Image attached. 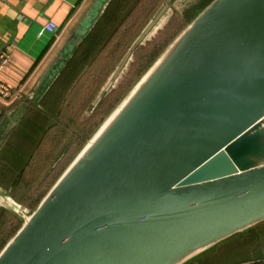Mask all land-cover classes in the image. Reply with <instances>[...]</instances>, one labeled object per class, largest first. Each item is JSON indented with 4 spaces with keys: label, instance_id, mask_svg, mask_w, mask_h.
<instances>
[{
    "label": "water",
    "instance_id": "1",
    "mask_svg": "<svg viewBox=\"0 0 264 264\" xmlns=\"http://www.w3.org/2000/svg\"><path fill=\"white\" fill-rule=\"evenodd\" d=\"M110 1H94L41 87ZM24 219L0 264H183L264 221V0L208 3Z\"/></svg>",
    "mask_w": 264,
    "mask_h": 264
},
{
    "label": "crops",
    "instance_id": "2",
    "mask_svg": "<svg viewBox=\"0 0 264 264\" xmlns=\"http://www.w3.org/2000/svg\"><path fill=\"white\" fill-rule=\"evenodd\" d=\"M94 1L0 0V53L8 55L0 70V80L24 92V97L11 105L6 106L0 100V123L4 119L0 124V201L16 209V212H21V209L11 205L9 197L1 193L7 189L2 184L13 179V172L15 175L22 174L28 166L44 132L53 124L64 100L83 74L85 62L78 49L84 44V39L76 45L53 80L41 87V81L48 75L59 50ZM112 2L107 4L90 34L109 30V25L121 9V0L110 5ZM182 2H171L168 17L174 12H181L179 4ZM47 21L56 24L55 33L44 31L39 34ZM98 44H94L92 51L102 45ZM14 167H18L17 171Z\"/></svg>",
    "mask_w": 264,
    "mask_h": 264
},
{
    "label": "rangeland",
    "instance_id": "3",
    "mask_svg": "<svg viewBox=\"0 0 264 264\" xmlns=\"http://www.w3.org/2000/svg\"><path fill=\"white\" fill-rule=\"evenodd\" d=\"M136 1L138 0H121L120 12L114 22L109 25V30H98V32L90 34L87 41L78 49V54L82 56L81 58L85 62L83 74L64 100L58 116L53 119V124L44 132L40 143H38L37 151L29 160L28 166L23 169L22 174L15 175L13 172L12 180L1 183L4 187L7 186L6 192L1 193L12 199L17 205L24 206V210L21 209V212H16V209L0 201V246L4 242L0 251L23 224L24 217L32 213L102 122L157 58L132 84H121L122 77L127 72L128 67L122 70L116 81L109 84L115 66L119 63L118 58L116 60L110 59L114 54L112 50H114L113 48L119 39L116 38L113 42L111 41L110 46L107 45L108 47L104 48L102 52H96L98 47L92 51L94 44L99 43V46L108 40L112 29L124 19L129 7ZM182 1L181 12H178L179 19H174L175 21L171 23V29L179 26L178 20L180 18L181 21L184 18L186 20L190 17L193 19L212 0L206 5L208 0ZM161 2H163L162 4L168 2L171 5L173 0H162ZM203 5L205 6L203 7ZM172 15L166 18V24ZM190 21H187L184 27ZM165 23L164 25H166ZM184 27L177 33L174 32L176 35L171 41ZM171 34L173 33L171 32ZM130 48L131 46L127 51ZM102 93L104 94L101 96ZM35 131L38 132L39 130ZM13 169L17 171L18 167ZM4 199L6 200V198ZM185 264H264V221L254 225L249 231L236 233L218 242L211 249Z\"/></svg>",
    "mask_w": 264,
    "mask_h": 264
},
{
    "label": "trees",
    "instance_id": "4",
    "mask_svg": "<svg viewBox=\"0 0 264 264\" xmlns=\"http://www.w3.org/2000/svg\"><path fill=\"white\" fill-rule=\"evenodd\" d=\"M116 1H120V0H113L112 4L110 5H113V3H115ZM161 1L162 0H138L136 1L133 5H131V7H129L126 15L124 16V19L112 29L111 33L109 34L108 40L105 41V43L102 44L96 52H100V51L102 52L104 48L108 47L107 45L112 43L114 39L118 38L119 42L114 46L113 48L114 50H112L114 54H112L110 59L116 60L118 58L120 61L121 58L125 55L128 48L132 45L136 37L140 34L144 26L147 24V22L153 17V15L160 8V6L163 3ZM209 1L210 0H208L205 3V5ZM205 5H203V7ZM179 16L180 15L178 12H174L169 22L162 29H160L161 27L154 29L155 30L153 34L154 36L152 35L153 36L152 37L150 35L152 37L151 40L146 41L145 45H139L133 51V60L132 62H130L127 72L123 75L121 84L129 85L135 82L136 79L141 75V73L152 63V61L159 55V53H161L162 50L170 43L171 39L176 35L174 32L177 33L182 27H184L187 21L192 20L190 19L191 17L187 20L184 18L183 21H181V18H180V20H178V23L180 22L179 26L177 28L171 29V23L175 21L174 20L175 18L179 19ZM170 31L173 34H171ZM89 37H90V32L84 38V42L87 41ZM252 227L242 232H238V233L249 231L251 230ZM3 244L4 242L1 244L0 247H2ZM212 247L208 248L207 250L211 249ZM197 256L187 260L186 262L194 260ZM186 262H184L183 264H185Z\"/></svg>",
    "mask_w": 264,
    "mask_h": 264
},
{
    "label": "built area",
    "instance_id": "5",
    "mask_svg": "<svg viewBox=\"0 0 264 264\" xmlns=\"http://www.w3.org/2000/svg\"><path fill=\"white\" fill-rule=\"evenodd\" d=\"M56 24L52 21H47L44 27L41 29L39 34H42L44 31L49 33H55ZM7 53H0V70L7 60ZM24 97V92L21 88H14L6 85L0 80V100L6 106L11 105L15 102L20 101Z\"/></svg>",
    "mask_w": 264,
    "mask_h": 264
},
{
    "label": "flooded vegetation",
    "instance_id": "6",
    "mask_svg": "<svg viewBox=\"0 0 264 264\" xmlns=\"http://www.w3.org/2000/svg\"><path fill=\"white\" fill-rule=\"evenodd\" d=\"M182 3H183V2H182ZM162 5H163V4H162ZM162 5H161V6H162ZM161 6H160V7H161ZM180 6H181V5H180ZM159 9H160V8H159ZM159 9H158V10H159ZM158 10H157V11H158ZM156 13H157V12H156ZM156 13H155V14H156ZM155 14H154V15H155ZM154 15H153V17H154ZM153 17H152V18H153ZM152 18H151V19H152ZM151 19H150V20H151ZM160 29H162V27H161ZM139 35H140V34H139ZM153 36H154V35H153ZM153 36H152V37H153ZM152 37L150 36L149 38H146L144 41H142V43L138 44L137 47H138L139 45H145L146 41L151 40ZM137 38H138V36L136 37V39H137ZM136 39H135V40H136ZM137 47H136V48H137ZM136 48H135V49H136ZM133 51H134V50L131 51L130 56L128 57L126 63L124 64L122 70H123L124 68H127V67L129 66L130 62H132L133 57L131 58V55L133 54ZM162 51H163V50H162ZM126 53H127V52H126ZM126 53H125V55H126ZM125 55L121 58V60H120L119 63L117 64V67L120 65V63L122 62V60H123V58L125 57ZM132 56H133V55H132ZM117 67H116V68H117ZM115 70H116V69H115ZM122 70H121V72H122ZM121 72H120V73H121ZM120 73H119V74H120ZM116 79H117V78H116Z\"/></svg>",
    "mask_w": 264,
    "mask_h": 264
},
{
    "label": "bare ground",
    "instance_id": "7",
    "mask_svg": "<svg viewBox=\"0 0 264 264\" xmlns=\"http://www.w3.org/2000/svg\"><path fill=\"white\" fill-rule=\"evenodd\" d=\"M179 2H182V0H179ZM181 4H182V3H181ZM181 4H179V6H180ZM168 15H169V11H167V12L164 14V16H163L162 19L159 21V23H158V25L156 26L155 29H157L158 27H162V26H163V24L165 23L166 18L168 17ZM154 32H155V30L152 31L151 36L154 34ZM8 200L10 201L11 205H14V204H13V200H11V199H8Z\"/></svg>",
    "mask_w": 264,
    "mask_h": 264
}]
</instances>
